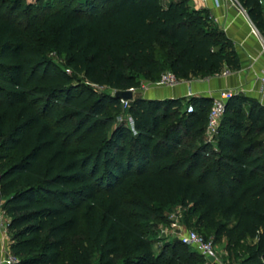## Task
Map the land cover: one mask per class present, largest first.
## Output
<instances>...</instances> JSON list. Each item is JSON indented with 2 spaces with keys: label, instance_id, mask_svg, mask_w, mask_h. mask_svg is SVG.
I'll return each instance as SVG.
<instances>
[{
  "label": "trees",
  "instance_id": "1",
  "mask_svg": "<svg viewBox=\"0 0 264 264\" xmlns=\"http://www.w3.org/2000/svg\"><path fill=\"white\" fill-rule=\"evenodd\" d=\"M239 4L264 37L260 0ZM225 68L239 69L231 42L189 0H0L1 211L17 264H201L148 238L178 203L230 258L264 264V107L233 96L207 143L212 99L190 98L188 114L182 100L133 97L123 111L114 98L140 75Z\"/></svg>",
  "mask_w": 264,
  "mask_h": 264
},
{
  "label": "crops",
  "instance_id": "2",
  "mask_svg": "<svg viewBox=\"0 0 264 264\" xmlns=\"http://www.w3.org/2000/svg\"><path fill=\"white\" fill-rule=\"evenodd\" d=\"M171 1L173 0H161V4L166 6ZM189 6L195 10L207 11L212 21L231 42L239 69L232 71L225 68V76L221 72L205 79L181 81L179 85L168 90L146 88L143 95L138 97L148 100H182L186 103L190 98L212 99L220 91H229L235 96L241 95L255 100L264 107V91L258 81L264 74V37L254 22L234 0H219L218 5L213 0H189ZM253 28L258 35L252 33ZM8 221L4 214H0V264L9 254Z\"/></svg>",
  "mask_w": 264,
  "mask_h": 264
},
{
  "label": "rangeland",
  "instance_id": "3",
  "mask_svg": "<svg viewBox=\"0 0 264 264\" xmlns=\"http://www.w3.org/2000/svg\"><path fill=\"white\" fill-rule=\"evenodd\" d=\"M56 0H45L42 1V3H51L53 4ZM79 0H73V3H76ZM236 3L239 4V0H234ZM262 7H264V0H260ZM24 4L28 5H37L41 6L42 3L36 4V0H23ZM240 5V4H239ZM50 58L52 61H54L55 65L59 68H65L63 58L56 57L54 55H50ZM137 87L134 88V92H132L133 97H138L143 95L142 92L144 91L143 88H151L155 87L157 89L161 90H168L169 88L161 86L158 84V82H152L147 76L140 75L137 76ZM92 88L96 91L97 94H105V95H113L114 91L107 88V87H95L92 86ZM165 100V99H163ZM187 104L184 103L183 109H186ZM122 121L118 119L117 122L126 123L129 127H132V123L127 116L126 113H123V115L120 117ZM164 220L161 222H153L147 225V232H148V238L153 242L154 248L158 251L161 247H163L165 244H172L176 241H178L177 235L171 232L169 230L168 232L165 231L166 229H169V225L171 221H177V223L184 228L186 231H195L199 234L197 228L195 227V222L197 219V216L189 211L182 210L181 206L178 204L170 206L168 209L165 210L164 213ZM171 232V233H170ZM207 234H209L210 239L213 238V234L210 231H207ZM200 235V234H199ZM226 240L224 238L219 240H214V250L217 255V263L215 264H239L241 257L238 256L236 259L230 258L228 254L224 251ZM246 244L248 243L245 242ZM196 253V252H195ZM71 255V250L69 249L66 252V257L69 258ZM201 259V264H208L206 260L202 256H200L198 253H196ZM90 264H98V256L95 255L91 258Z\"/></svg>",
  "mask_w": 264,
  "mask_h": 264
},
{
  "label": "built area",
  "instance_id": "4",
  "mask_svg": "<svg viewBox=\"0 0 264 264\" xmlns=\"http://www.w3.org/2000/svg\"><path fill=\"white\" fill-rule=\"evenodd\" d=\"M203 1V0H200ZM216 5H218L219 0H213ZM244 11V10H243ZM252 33L254 35H258V32L253 28ZM264 47V44H263ZM66 72L69 74L70 71L66 70ZM227 73L222 72V75L225 76ZM259 84L261 90L264 91V74H262L259 79ZM181 81L177 80L174 74L171 72H164L161 74L160 79L158 81V84L167 88H173L180 84ZM145 90V88H143ZM130 91L134 92V89H131ZM189 96L191 93H188ZM233 96H235L233 93L229 91H220L216 94L215 97L212 98V104L210 107V110L208 112V118H207V126L205 130V139L207 143H213L215 136L217 135L218 128L220 126L222 117L225 112V106L229 99H231ZM121 107L123 111H126L129 108L130 102L121 100ZM193 112V106L187 105L186 107V113L190 114ZM120 121H122L121 118H119ZM3 204V199L0 193V214H3L1 211V206ZM171 230L172 233L177 235L178 241L198 253L200 256H202L208 263V258H213L214 262L210 264L217 263V255L214 250V244L211 240H206L203 236L199 235L195 231H186L182 226H180L177 221H171L169 225V229H166L165 231ZM170 232V233H171ZM18 260L14 257H12L10 254L6 255L5 258L1 261V264H17Z\"/></svg>",
  "mask_w": 264,
  "mask_h": 264
},
{
  "label": "water",
  "instance_id": "5",
  "mask_svg": "<svg viewBox=\"0 0 264 264\" xmlns=\"http://www.w3.org/2000/svg\"><path fill=\"white\" fill-rule=\"evenodd\" d=\"M114 98L124 100V101H131L133 98V94H132V91H130V90L129 91H120V92L115 93ZM208 261L210 263H213L214 259L208 258Z\"/></svg>",
  "mask_w": 264,
  "mask_h": 264
}]
</instances>
